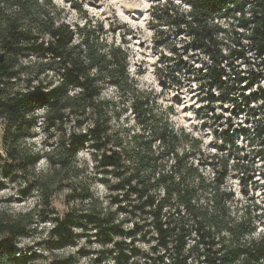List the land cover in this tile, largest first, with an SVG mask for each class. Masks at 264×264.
I'll return each instance as SVG.
<instances>
[{
    "label": "clouds",
    "instance_id": "clouds-1",
    "mask_svg": "<svg viewBox=\"0 0 264 264\" xmlns=\"http://www.w3.org/2000/svg\"><path fill=\"white\" fill-rule=\"evenodd\" d=\"M214 2L218 9H207L204 18L199 14L203 0H0V56L6 54L13 25L29 37L18 43L22 51L11 65L17 74L0 77V102L63 89L73 61L84 69L80 84L67 88L61 101L71 102L63 109V130L49 127L53 110L47 104L26 114L36 123L24 133L11 115L0 114V163H16L9 157V134L18 141L21 157H32L27 168L16 167L8 175L0 170V227L21 223L25 229L16 233L10 249L16 257L25 255L31 264H264V255H257L264 250V159L257 155L264 154V144L252 142L264 126V98L231 116V127L228 122L250 93L264 89V54H258L251 39L257 21L264 19V0ZM205 30L211 37L204 44L219 50L215 58L203 48L185 54V46ZM60 34H70L64 41L70 55H41L58 46ZM239 52L245 55H234ZM181 59L203 73L222 68V80L236 85L227 102L212 105L215 113L208 112L207 102H199L208 92L206 80L193 82L186 70L174 73L183 85L171 78L170 70ZM253 71L262 78L244 91L248 81L237 84L236 74L247 77ZM211 91L219 97L223 89ZM86 96L91 99L78 107ZM140 103L146 115L135 111ZM201 108L208 115L198 118ZM220 113L223 119L216 121ZM77 120L83 125L77 126ZM98 125L99 139L90 135ZM226 129L247 131L234 138L235 146L224 148ZM73 133L89 135L64 169L57 155ZM249 172L256 174L258 191L241 183ZM74 193L80 195L67 199ZM161 204L159 221L136 211L144 206L154 213ZM122 207L126 211H119ZM45 210L58 219L45 220ZM69 213L111 216L112 225L132 234H110L109 241H102L94 224L73 225V243L49 247V241L59 240L54 229ZM158 222L175 231L162 236ZM9 236L0 231V240ZM236 249L243 251L226 261ZM4 260H11L9 252L0 254V264Z\"/></svg>",
    "mask_w": 264,
    "mask_h": 264
},
{
    "label": "trees",
    "instance_id": "trees-1",
    "mask_svg": "<svg viewBox=\"0 0 264 264\" xmlns=\"http://www.w3.org/2000/svg\"><path fill=\"white\" fill-rule=\"evenodd\" d=\"M199 9V14L201 17L207 18V9L208 11H215L218 9L219 4L215 3L214 0H203V4L201 5ZM198 23H202L201 19L197 20ZM178 23V22H174ZM257 28L255 30V33L253 37L251 38L253 41L252 47L258 50V54H264V19H260L257 21ZM179 31H183V29H179ZM192 31H196L193 29ZM198 40L194 41L191 45H186L185 47L191 49L192 51H196L197 49L203 48L205 53H212L214 58L215 55L219 52L218 49L213 50L211 47H208L204 44V40L211 37V32L208 30L197 32ZM21 39H29L28 36H26L23 33H18L16 31L15 25H13L9 37L5 43L6 48V54L3 56H0V77H4L6 79H11V77L15 76L17 73H15L11 65L15 62L14 57L22 51V49L19 48L18 43ZM70 39V34H60L59 40H58V46L56 48H50L47 50H44L41 52V55L46 54L47 51H52L56 56H65L70 55L66 54L65 48H64V41ZM32 48L29 47L28 49H23V51H31ZM234 55H237L239 57H243L245 55L244 52L234 53ZM114 59L119 64L120 63V54L116 53L114 54ZM84 71L83 67L77 63L76 61H73V67L70 69H67L65 72L66 77V83L63 89H56L53 90L52 93L45 94L39 90H37L35 93H32L28 95L27 97L23 99H10L7 101L0 102V114L7 113L12 116L13 122L17 123L19 125V131L21 133L26 132L27 128H30L32 125L36 123L35 119L28 121L25 119L26 114L30 113L34 108L44 106L47 104L48 107H50L53 111L50 116L49 120V127L58 126L60 130H63V125L65 122V114L63 109L65 107H69L70 103L65 104L61 101L66 96V89L69 87H72L74 84L78 85L80 84V81L78 79L79 75ZM200 76H202L205 80H207L208 84L211 86H217L219 89H223L222 92H225L228 90V83L222 80V75H224V69H216V68H210L208 73H203V70L200 71ZM262 78L261 74L256 72H250L247 77L241 76L240 74H236V80L239 83H242L244 80L248 81V84L245 85L244 91H248V89L252 86H254L256 83L259 82V80ZM0 93H2V90H0ZM264 98V89H261L259 92V95L257 93H250V97L245 98V104L252 103L256 99ZM91 99L90 96L82 97L81 100L78 102V107H82L85 103L88 102V100ZM241 105H238L237 108H241ZM145 105L144 103H140L135 108V111L140 112L142 115L145 114ZM77 111L76 108L73 109V113L75 114ZM83 121L77 120V126H82ZM102 129L98 125L97 129L90 130V135L93 138L99 139L100 133ZM89 134H79L73 133L72 136L67 141H62V144L67 143L69 146L64 148L62 154L57 155V160L60 163L61 168H68L70 158L72 154L75 152L76 148L80 145H82L84 139ZM256 135L258 136V139L262 144H264V126H261L257 129ZM20 138H24L21 136ZM9 141L12 142V151L9 152V157L16 161L15 164H9L8 162H2L0 163V170H3L5 175H8L9 173H12L16 167H19L21 169L27 168L29 164L31 163L32 157L30 156H24L21 157L20 153L16 150V144L17 140H15L11 134H9ZM105 145L103 143H100L98 147L103 148ZM264 155V154H263ZM108 159L107 154H105V160ZM227 172V169H225V174ZM16 177L14 176L13 179ZM219 179V178H218ZM118 187H123V185H120ZM135 191V189H133ZM80 195V193H74L73 195H70L71 199H74L76 196ZM190 195V194H189ZM228 194H225L227 196ZM87 193H84V196L82 198H86ZM224 197H220V200H222ZM183 199H188V195L183 197ZM118 202V201H117ZM219 203V200H218ZM164 204H161L159 208L154 213H148L146 212V209L144 206H137L136 211L137 212H145V214H152L154 215L157 220L159 221V217L162 212ZM119 211H126L123 207L119 209ZM54 219H58L57 217ZM112 217H108L107 219H102L98 215L94 214H87V213H81L79 215L75 213H69L66 215L65 219L63 221H60L58 224V227L54 229V232L59 236V240H52L48 242L49 247L58 246V245H67L74 242V233L72 232V226L73 225H81L87 226L88 224H94L95 227L99 229V239L102 241H109L111 236L110 234H119V235H131L132 233H124V231L118 226V225H112L111 224ZM156 227L161 230V235L166 237L169 232L175 231V229H168L165 230L162 227L161 223H157ZM140 228L138 227L136 231H139ZM0 231H8L10 233L9 237L4 238L3 240H0V254H3L4 252H9V255L11 257V260H4L3 264H31V261H26V256L22 255L20 257H16L14 253L10 252V249L12 248L13 240L16 238L17 232H23L25 231L23 224L21 223H15L8 225L6 227H0ZM181 236L178 237L179 246L182 248L185 244L184 241V229L181 228ZM206 237L202 236V240H204ZM120 245L118 244V247ZM243 251V249H236L233 252L230 253L229 257H226L225 260L234 259L236 256L240 254V252ZM257 255H264V250L257 253ZM181 264H183V261H181ZM245 264H252V261H246Z\"/></svg>",
    "mask_w": 264,
    "mask_h": 264
},
{
    "label": "rangeland",
    "instance_id": "rangeland-1",
    "mask_svg": "<svg viewBox=\"0 0 264 264\" xmlns=\"http://www.w3.org/2000/svg\"><path fill=\"white\" fill-rule=\"evenodd\" d=\"M170 38H171V37H169V39H170ZM163 43H164V41L158 42V44L161 45V46H162ZM184 50H185V54H187V52L189 51V48L185 47ZM162 59H163V58H162ZM185 70H186L187 74L192 78L193 82H195V81H199V80H202V79L205 80V79H204L202 76H200V74H199L201 70H194L191 66L188 65V62L185 61V60H183V59H181V60H180V61H179V62H178V63H177V64H176L171 70H170L171 73H172L171 78H172L176 83L183 85V82H182V81H179V80L176 79L174 73H175V72H178V71H179V72H185ZM193 71H197L198 74L195 75V76H192L191 74L193 73ZM206 81H207V80H206ZM236 82H237V84H239V82H238L237 80H236ZM204 88H205V85H201V86H200V91L203 92ZM207 88H208L207 95H202V96H200V100H199V102H201V103L207 102V103L205 104V107H207L208 112L215 113V108L212 107V105H214V104L220 102V103H221V106H222V103H223V102H227V101L230 99V95H229V94H230L232 91H235V90H236V85H229V84H228V88H229V89L226 90L225 92H222V94H221L219 97H217V96L211 91L212 88H218V89H219V87H217V86H211V85H209V84L207 83ZM198 95H199V93H198ZM173 99L177 100L178 103L181 102L179 97H174ZM253 102H255V101H253ZM253 102H252V103H253ZM245 109H246V105H245V106L243 105L240 109L237 108V109L233 110V111L230 113V115H229V121H228V122H229V127L232 126V125H231V116L235 115V116L238 117L239 114H242V110H245ZM187 110H188L187 108L184 109V111H187ZM228 111H229V110H227V109L224 110V112H228ZM208 112H205V111H204V108L196 109V114H197L198 118L201 117V116L206 117V116L208 115ZM253 114H255V113H253ZM222 119H223V113H220V114H217V115H216V121H220V120H222ZM246 122H247V121H246ZM205 126H207V125H205ZM246 131H247V130H237L236 132H230L229 130L226 129V130L224 131V133L222 134V135H223V138H224V141H225V143H224V148H227V146H228L229 144H233V146H235V140H234V138H236V137L240 134V132H246ZM256 139H258V136L255 134V138L253 139L252 142L255 143V142H256ZM260 143H261V142H260ZM257 155L260 156L261 159H264V155H263V154H261V153H257ZM244 159H245V160H248V157L245 156ZM255 159H256V158L253 157L252 160L249 161V163H250V164H251V163H255ZM260 175H261V178H264V173H261ZM254 181H256V174H255V173H252V172H249V174H248L247 176H245V177L242 178L241 183L250 186L252 191H258L259 189L256 187V184L254 183ZM242 191H245V192H246V189H242ZM67 199L71 200L70 196H69ZM43 218H44L45 220H50V219H54V218H56V217H53L49 211L45 210V212L43 213ZM48 246H49V245H48Z\"/></svg>",
    "mask_w": 264,
    "mask_h": 264
}]
</instances>
